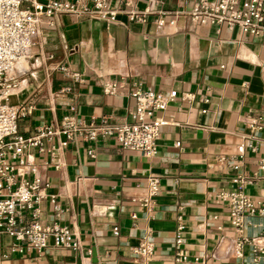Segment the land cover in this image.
<instances>
[{"label":"crops","instance_id":"obj_1","mask_svg":"<svg viewBox=\"0 0 264 264\" xmlns=\"http://www.w3.org/2000/svg\"><path fill=\"white\" fill-rule=\"evenodd\" d=\"M123 1L110 0L120 10ZM195 1L165 0L164 19H174L172 25L160 26L152 16L129 23L122 13L112 23L59 14L52 28L42 19L29 59L17 65L18 88L8 98L11 106L29 107L17 120L23 137L66 115L126 122L134 88L176 97L155 114L166 125L152 157L123 149L114 137L69 143L53 155L49 149L61 136L43 139L42 153L29 149L35 175L60 206L55 212L48 200L41 201L39 223L68 228L78 246L49 242L40 251L10 253L12 241L2 234L0 264H140L131 249L141 240L153 245L142 264H264V254L254 253L250 241L241 257L232 253L236 239L261 233L262 219L246 217L238 233L229 224L228 203L216 197L241 190L257 198L264 187L261 180L237 182L250 177L261 156L248 146L264 140V30L252 36L199 25L187 15ZM59 65L80 82L64 77ZM106 82L119 85V93L105 94ZM149 177L158 179L153 199ZM178 218L184 226L183 262L174 261Z\"/></svg>","mask_w":264,"mask_h":264},{"label":"built area","instance_id":"obj_2","mask_svg":"<svg viewBox=\"0 0 264 264\" xmlns=\"http://www.w3.org/2000/svg\"><path fill=\"white\" fill-rule=\"evenodd\" d=\"M138 2L144 4L142 9L136 8ZM164 2L165 0H124V9L120 10L112 7L110 0H0V263L5 257L2 254V234L12 241L8 245L10 253L40 251L49 242L54 247L78 246L68 228L57 223L48 226L39 223L38 205L41 201L48 200L55 212H60V206L53 196L46 195L48 184L35 175L33 160L27 155L29 149L36 148L42 153L43 139L50 142L61 136L62 141L49 149L50 155H53L69 143L97 142L114 137L123 149L152 157L156 153L155 141L159 131L166 125V121L155 114L164 111L176 97L175 92L162 94L134 88L128 94L133 106L126 122L114 125L106 118L95 121L66 115L56 125L38 128L30 137H23L18 132L17 120L29 112V107L11 106L8 98L18 88L16 65L29 59L30 50L41 31L42 19L45 18L46 26L52 28V18L59 14L112 23L122 13L129 23H145L152 16L160 26L165 22L172 25L174 19H164L169 14L163 9ZM187 15L199 25L224 26L252 36H258L264 30V0H197ZM57 69L64 77L80 82V76L68 70L65 65H59ZM103 91L110 96L116 95L120 86L106 82ZM185 98L189 99V95ZM248 150L252 153L260 151L261 156L250 177L237 182L244 185H253L258 180L264 182V140L249 145ZM90 155L92 156L91 153ZM147 192L149 199L156 196V177L147 179ZM216 197L228 203V221L238 233H242L246 217L256 216L263 221L259 235L234 241L233 255L241 257L242 247L249 241L254 253L264 254V187L257 198L241 190L219 192ZM24 213L29 216L28 223H23ZM177 220L174 261L183 262L187 259L186 253L180 248L184 226L181 218ZM113 235H117L116 228L113 229ZM131 252L142 264L152 255L153 245L141 240Z\"/></svg>","mask_w":264,"mask_h":264},{"label":"bare ground","instance_id":"obj_3","mask_svg":"<svg viewBox=\"0 0 264 264\" xmlns=\"http://www.w3.org/2000/svg\"><path fill=\"white\" fill-rule=\"evenodd\" d=\"M20 62H23V61H20ZM20 62H19V63H20ZM19 63H18V64H19ZM18 64H17V65H18ZM17 65H16V68H17Z\"/></svg>","mask_w":264,"mask_h":264}]
</instances>
